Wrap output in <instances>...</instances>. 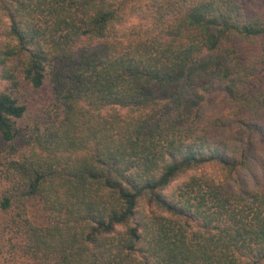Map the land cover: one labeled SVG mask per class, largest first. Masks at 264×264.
<instances>
[{
	"label": "trees",
	"instance_id": "trees-1",
	"mask_svg": "<svg viewBox=\"0 0 264 264\" xmlns=\"http://www.w3.org/2000/svg\"><path fill=\"white\" fill-rule=\"evenodd\" d=\"M136 2L0 0V264H264V0Z\"/></svg>",
	"mask_w": 264,
	"mask_h": 264
},
{
	"label": "rangeland",
	"instance_id": "rangeland-1",
	"mask_svg": "<svg viewBox=\"0 0 264 264\" xmlns=\"http://www.w3.org/2000/svg\"><path fill=\"white\" fill-rule=\"evenodd\" d=\"M147 1L148 0H137L136 3L140 4V3H145ZM254 83L264 84V70L260 73V75L258 76L257 80L254 81ZM50 91H51V88L48 85H46L39 92L34 91L26 83L24 86H22L21 91H20V96H21V99L27 104V107H28V111L22 120L23 125L30 124L36 121L37 119H39L40 116L43 115L48 104L51 102L53 98ZM218 101L222 104V99H219ZM7 148H8L7 145H5L4 143H1L0 144V155L5 154ZM244 177L251 180V182H253V179L250 177V175L248 176L244 175ZM30 213L36 219L40 218V216L42 215L41 207L37 204L30 206ZM0 261L2 262V257H0Z\"/></svg>",
	"mask_w": 264,
	"mask_h": 264
}]
</instances>
